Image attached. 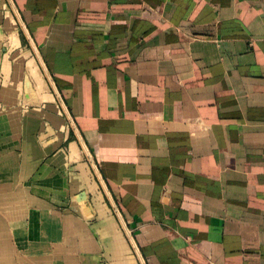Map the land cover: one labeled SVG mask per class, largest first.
I'll return each mask as SVG.
<instances>
[{
    "label": "crops",
    "instance_id": "crops-1",
    "mask_svg": "<svg viewBox=\"0 0 264 264\" xmlns=\"http://www.w3.org/2000/svg\"><path fill=\"white\" fill-rule=\"evenodd\" d=\"M0 122L51 264H264V0H0Z\"/></svg>",
    "mask_w": 264,
    "mask_h": 264
},
{
    "label": "rangeland",
    "instance_id": "rangeland-1",
    "mask_svg": "<svg viewBox=\"0 0 264 264\" xmlns=\"http://www.w3.org/2000/svg\"><path fill=\"white\" fill-rule=\"evenodd\" d=\"M37 115L39 116V107L29 105L23 112V126L25 127L26 121H30L31 118ZM18 128L19 127H17L15 123L8 124L6 122H0V184H6L8 187L6 192L3 190V187H0V264H51V257L49 256L50 245L48 247L47 242L52 243L53 240L54 242L62 243L65 241L62 234H58V227H64L62 220H60L58 226L56 222V227L53 226L54 229L51 230L52 235L50 234L48 237L45 236V229L42 231L40 229V232L43 233L41 235L44 237V241L40 239L38 242L36 240L37 235L31 234L27 242H25V235L21 234V231L33 226V229L37 232L36 224L34 223L31 225L30 222H23V219L18 216V211L39 206V209L40 207H48L60 212H65V210H63L65 206L48 201L52 189L47 183V179H44L42 175L39 177H37V174L31 176L29 175L30 172H28L27 176L21 178L23 186H20L17 178L21 175H26L23 170V172H21L17 168V171L12 170L10 175L8 174L10 172L9 170H3V163L7 158L5 153L8 151L11 153L13 152L12 155L15 154L13 156L11 155L12 158L9 156L6 160L10 166H19L22 162L20 154H17L21 146V140L19 138L15 139L17 133H20V131H15V129L17 130ZM6 134L12 136L15 134L16 136H14L13 139H5L4 137ZM6 148H8V151H5ZM17 155L19 156L16 159ZM94 174L102 183V178L96 167H94ZM21 192L24 194L21 198L23 200L20 199ZM32 194L39 195V204L35 203V201L33 203L30 200L24 199ZM29 220L31 221L30 218ZM50 226H52V224Z\"/></svg>",
    "mask_w": 264,
    "mask_h": 264
}]
</instances>
